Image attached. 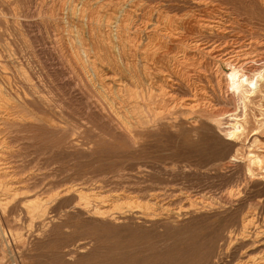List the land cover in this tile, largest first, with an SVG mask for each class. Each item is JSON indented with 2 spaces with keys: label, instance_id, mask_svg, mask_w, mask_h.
Segmentation results:
<instances>
[{
  "label": "bare ground",
  "instance_id": "6f19581e",
  "mask_svg": "<svg viewBox=\"0 0 264 264\" xmlns=\"http://www.w3.org/2000/svg\"><path fill=\"white\" fill-rule=\"evenodd\" d=\"M216 1L39 0L30 7V0H0V264H4L2 258L9 244L7 233L19 255L25 259L26 242L53 240L55 233L67 227L71 213L83 221L105 227L148 222L163 228L173 219L190 218L191 221L196 217L218 214L219 208L230 213L231 229L222 237L232 246L229 253L243 249L241 253L248 256L246 264H264V198L250 202L249 210L236 216L245 205L250 182L264 181V154L252 148L259 139L253 138L243 157L236 155L239 150L237 140L248 124L246 104L260 92L264 83V59H251L238 54L244 50L235 51L241 47V41L238 43L235 35L236 28L233 32L237 19L235 21L236 17L231 16L228 7H222L224 3ZM42 28L45 32H41ZM27 36L31 42L42 40V49L36 50L50 57L49 64L51 60L54 70L49 71H54L55 79L59 75L60 86H71L76 80L82 85L81 97L87 101V114L96 120L99 134L108 136L109 143L121 141L135 149L146 136L173 130L185 118L199 117L201 122L211 121L219 126L223 132V137L219 138L225 145V154L235 150L232 156L229 155V160L212 169H215V174L225 177L235 172L234 181H230L231 185L220 197L217 196L216 202L191 200L187 207L181 205L174 209H167L168 204L165 203L166 206L159 205L163 210L160 213H155L154 209L148 211L150 207L145 204H128L129 200L126 203L119 194H104L99 189L95 192L86 185L68 183L70 185L59 186L52 193L51 189L38 188L36 182L31 181L34 174L21 175L20 166L15 158L12 159L15 155L10 145L14 141L11 138L14 134L9 135L12 129L19 133L28 132L29 140L50 135L57 141L52 146L70 148L84 158L93 157L98 142L92 141L93 136L92 139H78L83 132L93 131L91 126H87V120L82 128L81 124L77 125L79 122L70 124L76 120L64 126L60 124L63 122L61 119H55L56 112L54 114L52 103L44 95L41 79L28 56L30 45ZM261 60L263 64L259 63ZM90 124L94 125L93 121ZM198 125V120L193 123L196 131ZM212 131L216 132L215 129ZM31 146L40 150L49 148V144L38 146L35 143ZM243 159L246 163L241 162ZM12 217L15 227L26 231L22 233L16 229L5 233L2 223L7 224ZM86 236L92 241L99 239L94 233H86ZM91 245L92 242L80 241L64 250V256L83 254ZM222 248L223 244L215 250L211 248L208 253L206 251L207 259L217 257L216 260L222 262L224 254H229ZM190 250V246L185 247L186 252ZM12 258L16 261L14 256ZM187 264H198V258Z\"/></svg>",
  "mask_w": 264,
  "mask_h": 264
},
{
  "label": "rangeland",
  "instance_id": "374dc122",
  "mask_svg": "<svg viewBox=\"0 0 264 264\" xmlns=\"http://www.w3.org/2000/svg\"><path fill=\"white\" fill-rule=\"evenodd\" d=\"M36 1L39 0H30L28 4L31 7L32 3ZM244 1L217 0L216 2L224 3L221 4L222 7H228V9L231 10H229L231 12V16H233V18L236 17L235 21L237 19L236 23H234L233 25V32H235L236 28L237 33L235 35L238 37V43L239 41H241V47L235 49V51L244 50L238 52V54H242V56H249L251 59H256L258 57H263L264 59V5H262L264 4V0ZM42 30L43 32H45L44 28L41 29V32ZM41 34L44 35L45 33ZM27 39L30 45L28 56L33 62V66L37 71L38 78L41 79V89L44 95L50 100L53 105L54 114L56 112L55 119H61V121L63 122H60V124H63L64 126L69 125V121L73 120L76 121H73L74 123L71 122V125H75L77 122H79L77 123V125L83 124L85 126L86 123L84 122L87 120V126H91V128H93V131H91L90 133L86 132V134L83 132L78 139L86 140L90 137V139H92L93 136L94 138L92 139V141L97 140L98 142V145L95 148V150L97 149V152L94 151L95 156L93 155V157L91 158H84L74 153V151H72L70 148L65 149L63 147L52 146L53 143L56 145L57 141L53 137H49L50 135L44 134L40 135V138L38 137L35 140H29L28 132L26 133L24 131L19 133L13 131V129L10 131V133L8 132L10 136H12L13 134L15 136L17 135L16 137L13 135L15 138L13 136L11 137L12 140L14 139V141L10 145L15 150V155H13L12 159L15 158V162L20 166L21 175H26L28 173L34 174V177L31 181L34 180L38 188L48 189V191H50L49 189H51L50 193H52L54 189L56 190V188L58 189L59 186L61 187L65 184H79L83 187L86 185V188H92L95 192H97V190L99 189L104 194H119L123 201H125L126 203L129 202L128 204H145L147 207H150L148 211H152L154 209L155 211H153L155 213H160L163 212V210L159 205H164L165 203L168 204L167 209H174L181 205L187 207L189 204L188 201L191 200L200 203H206L209 201L216 202L218 197H220V194L224 193L223 191H225V189L231 185L230 183L234 181V179L236 178L235 172L225 177L220 174H215L214 170L216 169V167L219 168L223 163L229 160V155L231 154L232 156L235 153V148L233 149L234 151H230L229 154H225V145L219 138V136L221 138L223 137V132L220 131L219 126L211 121L202 120V123L199 117L185 118L181 123H179L180 125H178L179 128L181 127L180 129L178 127H175L173 130L166 129L167 131L169 130V134L165 130L161 131V133L156 132L146 136L149 138H144L143 142L140 143V148L137 147L134 149V147H128L121 141H117L115 144L109 143L107 139L108 136L106 137V135L99 134V131L96 128V120L90 118L89 114H87V109H85L87 108V101L85 97H81L83 93V87H81L82 85L80 83L78 84V81L76 80L74 81L75 83L72 84L73 86H60L61 84L59 81L61 80V78L59 77V75L55 79L56 74L54 73V71L53 73L50 72L54 70V67H52L54 65H52L51 60L49 64L48 59H50V57L47 58V54H45L44 56V53H39L38 50H36L38 48L42 49V40H37L36 43V41L34 40H32L31 42L28 36ZM40 45H42V47ZM245 53H247V55ZM262 60L258 62H262L263 64ZM79 87H81L82 89H80ZM76 92H79V95H77ZM76 99L79 100L75 101ZM246 116L248 124L246 123V130L244 132L245 135L243 134L239 137L236 145L239 147L238 153L236 154L237 156L239 155V158L243 157L247 146L251 145L252 140L255 137L257 141L258 139L259 141L253 144L255 145L254 147H252L253 150L261 155L264 154V83L260 87V92L256 93L255 97H251L249 102H247ZM64 117L65 119H63ZM64 120L68 123H65ZM197 120L199 121V125L197 126V129L199 130H197L198 132L193 127V123H195V121L197 122ZM92 121L93 124L95 123L94 125L90 124L92 123ZM83 125L81 126L82 128L84 127ZM208 125L211 131H208ZM191 128H193V130ZM255 128L258 129L255 130ZM181 129L184 131V134L180 132L182 131ZM214 129L216 130V132L212 131ZM95 130H97L98 132ZM252 132L258 134V137L255 136L256 134L253 135ZM92 133L93 135H91ZM215 133H218L219 135H216ZM171 134H173L174 137ZM181 134H183L184 136ZM198 134H200L199 137ZM47 140H50V142H47ZM44 141L47 143H45ZM218 141L220 142V144H218ZM33 143L38 144V146H47L49 144V148L40 150L37 147L34 148L33 146H31L34 145ZM214 143H217L218 145H216L219 147L217 148ZM32 147L34 151L32 150ZM127 148L128 150H126ZM183 148L186 149L184 150ZM27 149L28 151L25 152V150ZM100 150L103 151H101L102 154ZM58 151L60 152L58 153ZM49 152L51 153V155ZM184 152L186 155L184 154ZM99 156H102V159ZM218 158L220 160H218ZM221 158L223 159V161H221ZM245 161L246 160L243 159V161L241 162ZM195 162L198 164H196ZM194 165H196V167ZM197 168L200 170H198ZM213 168L215 169L212 170ZM261 182L262 180H254L253 182H250L251 184L246 195V201L248 204L250 202L253 203L254 201H257V199L259 200L260 198H264V181L262 183ZM120 193L125 194L122 195ZM127 196L128 198H126ZM176 197L180 198L178 199ZM189 198L191 199L189 200ZM126 200L129 201L127 202ZM139 200H141L142 202ZM246 201L245 205H243L242 207L243 209L241 208V211L238 210V214L236 216H240L241 213L243 214L249 210V206L251 203L247 205ZM219 210L220 211L218 214L209 215L207 216L208 218L196 217L194 219H191V221H189L190 218L173 219L171 224L168 223V225L163 228L157 227L156 225L148 222L126 224L127 227L126 225H112L113 227H105L91 222L83 221L82 219L71 213L67 221V227L62 228V230H60V232H58L57 234L55 233V235L52 237L53 240L45 239L44 241H37L35 243L26 242V246L28 248L26 251L27 257L25 256V259L24 257L22 258L21 255H19L17 247L13 246L14 244H12L11 240L13 239H11L9 237V234L7 233L9 232V230L14 231L17 229V227H15L14 225V220L12 217L8 220L9 222L7 224L2 223V228H5L4 231L5 233H7L6 236H8V239L6 240L9 241V244H11V248L9 244H7V249L5 248L6 253H4L5 259L2 258V261L4 264H187L189 261H193L198 258V264H246L248 256H246L245 253H241L243 249H241L237 253H229V251H232V246L227 241L224 242L222 237L231 229V224L229 223L230 220L228 217L230 213H227L220 208ZM216 215H218V218H216ZM14 218L17 219V214H15ZM182 223H184V226L182 225ZM17 231L23 233L24 231H26V229L24 228V230L22 229V231L21 229H17ZM86 233H94L96 237H99V239L97 241H92L89 236H86ZM80 241H84L87 243L92 242V247L83 254H73L71 257L64 256V250L76 246V244H78V242ZM5 243H3L4 247L6 245ZM221 244H223L222 249H225V252L227 251V253L229 254H224L222 262L217 261V257L208 260L206 251L208 253L211 248L212 250H215ZM179 246L181 247L179 248ZM186 246H190L192 250L186 252ZM7 250L10 251L7 252ZM182 250H184V254H182ZM12 256L15 257L16 261H12ZM22 261L24 262L22 263ZM25 261L27 263H25Z\"/></svg>",
  "mask_w": 264,
  "mask_h": 264
}]
</instances>
